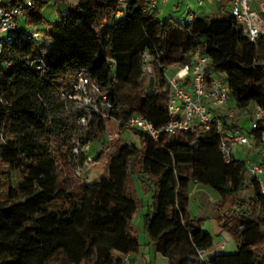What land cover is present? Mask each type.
Masks as SVG:
<instances>
[{
  "label": "trees",
  "instance_id": "trees-1",
  "mask_svg": "<svg viewBox=\"0 0 264 264\" xmlns=\"http://www.w3.org/2000/svg\"><path fill=\"white\" fill-rule=\"evenodd\" d=\"M145 1L130 0L122 16L116 0H32L25 7L26 25L44 36L15 38L4 50L9 65L0 66V264H52L61 255L72 263L120 264L119 228L131 262L139 256L148 264L147 250L169 264H243L245 251L250 264H264V199L245 160L223 158L215 129L156 140L132 131L137 142L122 138L100 172L107 148L102 116L120 125L132 116L165 124L170 89L162 66L189 63L197 46L225 75L236 120L264 106V35L249 42L229 15L161 21L157 8L144 11ZM50 3L66 5L52 23L42 15ZM144 54L152 77L142 71ZM79 71L107 94L99 114L64 97ZM77 138L96 146L99 177L91 182L73 179L84 161L70 157ZM191 183L215 192L217 224L235 253L205 255L213 238L188 210ZM138 187L150 194L143 245L133 226L142 207Z\"/></svg>",
  "mask_w": 264,
  "mask_h": 264
},
{
  "label": "built area",
  "instance_id": "built-area-1",
  "mask_svg": "<svg viewBox=\"0 0 264 264\" xmlns=\"http://www.w3.org/2000/svg\"><path fill=\"white\" fill-rule=\"evenodd\" d=\"M116 1L117 16H122L130 0ZM190 1L195 2L200 8L206 6L209 11L232 17L249 42L254 43L264 35V0ZM31 2L32 0H0V66L9 65L3 59L4 50L15 38L41 41L44 36L38 27L28 26L25 23V7L30 6ZM157 5L158 0H146L144 11H153ZM193 17L194 14H191L189 19ZM44 28L48 29V27ZM162 70L170 89L167 122L155 127L142 116H132L120 125L114 120H109L108 116H102L105 121L103 134L107 143L103 153L107 158L106 166L109 158L115 154L116 146L124 133L130 131L144 133L156 140L161 134L174 136L199 129H215L222 137L219 150L227 162L234 158L232 154L234 145L247 147L249 153L255 149L256 141L264 148V106L255 104L242 118L248 119L251 127L250 133H243L240 128L242 119L236 120L237 111L233 110V102L228 95L226 77L210 67V59L203 54L200 46L190 53L189 63L162 66ZM142 71L147 78L154 74L153 63L148 54L143 55ZM64 97L80 105L86 113L99 114L100 106L105 105L107 94L102 93L96 82L79 71L71 92ZM86 121V115L78 118V123L83 127ZM108 121L114 124V129L109 127ZM252 131L256 132V138L251 134ZM91 144L90 141H82L80 138L73 140L70 157L75 163L79 158H84L83 167H78L75 171L77 177L80 176L83 168L93 164L95 153L93 154L91 150ZM245 166L248 180L258 185L259 195L264 199V159L259 161L246 159ZM120 256V264H131L128 254Z\"/></svg>",
  "mask_w": 264,
  "mask_h": 264
},
{
  "label": "rangeland",
  "instance_id": "rangeland-1",
  "mask_svg": "<svg viewBox=\"0 0 264 264\" xmlns=\"http://www.w3.org/2000/svg\"><path fill=\"white\" fill-rule=\"evenodd\" d=\"M76 0H68L69 3L73 4ZM220 7V6H219ZM66 8V5L60 4L59 6H54L53 3L48 4L43 10L42 15L50 20V21H57V9L63 10ZM196 14L197 16L207 17L210 20L218 19L223 15H220L219 12H212L209 11V9L204 6L202 8L198 7L195 2L190 0H166L165 2L163 0H158L157 5V17L163 21L165 19H171L173 21H188L190 20L191 14ZM42 27H40L41 29ZM190 61V57H189ZM109 127L114 129V124L112 122L108 121ZM240 128L242 129L243 133H250L251 127L248 119H242L240 122ZM132 132H125L123 136V140L130 141V142H137L136 138L133 137L131 134ZM105 139V137H104ZM95 144H91V150L94 154L95 150ZM232 154L235 159L245 160L248 155L249 151L247 147H237L232 146ZM105 158V157H104ZM105 158L103 160L102 167L100 169V172L103 173L106 169V163ZM99 177V171L94 167V163L89 166L82 169L80 172V176L77 177L75 174L73 176V179L84 181V182H91ZM200 189H204L203 191H200ZM138 194L142 200V207L139 208L135 212V218L133 220V226L135 230L138 232L140 241L142 245L146 242V234L144 231V223H143V215L148 211V203H150V194L146 195L142 193L140 187H138ZM216 194L213 190H211L208 187H204L202 185H195L191 183L189 185V202H188V210L191 214V216L196 217L198 219L202 220V227L203 229L209 233L213 241H226L228 246L224 251H220L223 253H235L236 247L231 241L230 236L223 231L219 225L217 224V218L219 216V212L216 209ZM123 237V231L122 228H119L118 236L115 243V252L116 253H122L120 241ZM143 253H145L147 260L149 261L148 264L153 262V253H149L147 250H143ZM216 252L214 250V246L209 249L205 255L208 257ZM126 255V254H123ZM244 259L243 264H250V254H247L245 251H243ZM52 264H79L78 262L72 263L68 262V260L65 259L63 255L58 257V259L52 261ZM155 264H168L165 259H157Z\"/></svg>",
  "mask_w": 264,
  "mask_h": 264
},
{
  "label": "crops",
  "instance_id": "crops-1",
  "mask_svg": "<svg viewBox=\"0 0 264 264\" xmlns=\"http://www.w3.org/2000/svg\"><path fill=\"white\" fill-rule=\"evenodd\" d=\"M76 2V1H75ZM74 2V3H75ZM194 14V13H193ZM194 15H196V14H194ZM197 16V15H196ZM44 17V16H43ZM45 18V17H44ZM45 20H47L48 22H54V21H50V20H48V19H46L45 18ZM246 159H249V160H251V161H259V160H261V159H264V148H262V146H257V148L256 149H254L252 152H250L249 153V155H248V158H246ZM245 159V160H246ZM195 185H197V184H195ZM204 189H200V191H203ZM216 200H217V197H216ZM134 218H135V215H134V217H133V220H134ZM213 246H214V250L215 251H224L225 249H226V247L228 246V244H227V242L226 241H224V240H222V241H216V242H214L213 241ZM115 252V251H114ZM116 253V252H115ZM116 254H118V255H123V254H120V253H116ZM159 258H161V259H165V261L168 263V261H167V259L166 258H164L163 256H161L160 254H154V256H153V262L152 263H150V264H155V262L157 261V259H159ZM131 264H146V261H144L141 257H139V256H135V257H133V261L131 262ZM169 264V263H168Z\"/></svg>",
  "mask_w": 264,
  "mask_h": 264
}]
</instances>
